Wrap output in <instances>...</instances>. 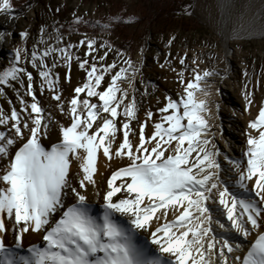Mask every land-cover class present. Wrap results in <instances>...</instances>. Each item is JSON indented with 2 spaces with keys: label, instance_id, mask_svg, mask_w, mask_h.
Masks as SVG:
<instances>
[{
  "label": "snow or ice",
  "instance_id": "snow-or-ice-1",
  "mask_svg": "<svg viewBox=\"0 0 264 264\" xmlns=\"http://www.w3.org/2000/svg\"><path fill=\"white\" fill-rule=\"evenodd\" d=\"M192 10L186 5L184 13ZM0 15L15 19L11 0H0ZM135 22L121 15L91 22L75 12L72 20L107 34ZM57 25L52 32L41 27L37 46L30 53L16 47L0 68V97L11 89L19 103L17 108L8 99L10 110L0 107V264H264V103L247 124L241 157L234 158L218 146L210 123L209 80L220 73L201 70L199 56L189 69L185 52L178 70L168 54L160 67L176 73L182 91L178 98L164 97L158 121L151 110L140 121L135 80L143 63L87 33L66 43ZM10 35L0 32V41ZM20 36L27 42L29 32ZM175 40L173 35L166 47ZM79 48L83 57L74 51ZM109 52L117 59L104 63ZM73 60L86 74L74 87ZM60 67L67 69L64 80L73 93L67 97L55 71ZM37 92L48 93L55 101L50 107L68 118L67 125L54 119ZM243 96L249 111L254 100L247 84ZM219 112L216 104L217 119ZM100 154L112 171L98 183L97 174L104 175L97 167ZM90 189L100 211L90 202ZM142 233L155 248L140 239ZM26 234H37L41 243L25 247Z\"/></svg>",
  "mask_w": 264,
  "mask_h": 264
},
{
  "label": "rangeland",
  "instance_id": "rangeland-1",
  "mask_svg": "<svg viewBox=\"0 0 264 264\" xmlns=\"http://www.w3.org/2000/svg\"><path fill=\"white\" fill-rule=\"evenodd\" d=\"M11 4L15 14L11 26L6 25L9 17L0 15V21L4 22L0 24V27H4L3 32L12 33L5 40L0 41L4 44L0 48V68L8 66L16 47L24 45L30 53L37 46L41 27L52 32L53 29L50 26L57 21L59 22L57 26L62 25L61 30L66 43L71 41L76 44L83 38V34L87 33L98 42L109 41L115 48H118L119 44H124L129 50L125 53L131 56L137 65L143 63L142 73L137 74L135 80L136 99L140 103L138 113L140 121L145 120L146 112L149 110L154 113L153 120L158 121L160 118L158 109L165 102L164 97L171 95L178 98V94L182 91L176 82V73L172 72L167 65L164 68L160 67V64L169 58L168 54L171 53L172 67L178 70L181 68L178 57L183 56L185 52L188 55L186 64L189 69L195 67L191 64L192 58L199 56V59L203 61L199 64L201 70L209 69L220 73L219 76L210 78L211 95L207 97L213 114L210 123L216 125L213 129L217 133L216 142L222 151L229 156H235L228 150L225 141V138H228L225 136L226 131L234 132L237 136V144L241 147L236 150L241 157L242 149L246 146L247 124L258 115L259 107L264 103V31L259 35L230 39L226 42L216 0H11ZM186 5H192L191 16L184 13ZM245 6L251 7L254 12L259 2L246 3L244 0H239L235 8L236 14H242ZM57 8L60 9L59 12L55 11ZM74 12L83 17L85 21L91 22L106 23L113 15H121L125 19L134 17L136 22L132 25L114 27L111 34H107L86 24L79 26L73 24ZM181 18L185 19L182 28L179 24ZM261 21L264 23V11ZM69 30H71V35ZM23 31L29 32L27 42L20 36ZM173 35L176 40L173 41L171 47H166L167 41ZM45 39L47 40L48 37L45 36ZM54 42V40L50 41V43ZM38 46L43 49V45ZM141 47L144 48L143 57L140 55ZM74 51L82 57L85 54L83 48ZM226 51L227 56H225ZM103 52L104 49L101 48L99 54L102 55ZM94 55L97 54L94 53ZM116 59V54L109 52L104 63H111ZM28 67L35 73L30 65ZM55 71L61 76L64 96L73 94L72 89L64 80L67 69L60 67ZM245 72L248 73L247 76L244 75ZM70 75L73 87L86 78V74L79 69L75 60L72 62ZM186 76H191V71L186 72ZM107 79L106 76L105 80ZM245 84L253 92L254 103L249 111H245L243 96ZM217 88L222 94H217ZM145 92L147 94L142 96L141 94ZM131 94L132 91L129 89V95ZM37 95L43 106L52 112L56 121L65 125L69 123L67 117L60 115L54 107H50L55 104V101L49 100L47 92L43 96H39L37 92ZM8 99L19 108V103L11 89H6V98L0 97V107L6 111L10 110ZM26 99L30 98L26 97ZM216 104L220 106V119L216 118ZM135 125L136 121H133V126ZM151 125L152 121H148L146 133L151 130ZM221 127L223 136L220 135ZM57 138L58 127L54 125L50 132V139L55 141ZM44 143L47 144L48 140ZM98 160L101 163L100 169L104 173L101 176L100 182H102L110 175L112 168L105 167V158L102 154ZM221 162L227 167L222 157ZM118 163L114 161L113 167ZM75 171L76 166L72 169L73 173Z\"/></svg>",
  "mask_w": 264,
  "mask_h": 264
},
{
  "label": "bare ground",
  "instance_id": "bare-ground-1",
  "mask_svg": "<svg viewBox=\"0 0 264 264\" xmlns=\"http://www.w3.org/2000/svg\"><path fill=\"white\" fill-rule=\"evenodd\" d=\"M238 1L239 0H216L217 10L220 14L222 29L226 38V42H228L230 39H235L233 38L235 32H240V38H242L245 36L259 35L264 31V23L261 21L262 14L264 11V0H244L246 3L259 2V6L258 8H256V10H254V12L252 11L251 7L245 6V8L243 9V13L237 15L235 12V8ZM6 21H5L6 25L11 26L14 19L9 17V19H7ZM0 24H4V22L0 21ZM3 31H4V27L1 26L0 32ZM3 46L4 44L0 43V48ZM225 136H228L227 139L225 138V141L227 142L226 145L228 147V150L235 155V156L232 155V157L240 158L239 155L240 153L237 152L236 148L240 149L241 147L238 146L237 144L236 134L234 132L227 130ZM97 167L99 169V172H102L100 169L101 163L99 160ZM96 178L98 180V183L102 179L99 173L97 174ZM89 199L90 202L93 204L94 210L100 211V205L99 203L96 202L95 197L92 196L91 189L89 191ZM140 239L147 240L149 242V246L155 248V246L150 244V237H148L147 233H142ZM33 243H41L39 236L37 234H32V235L26 234L24 237L25 247H29Z\"/></svg>",
  "mask_w": 264,
  "mask_h": 264
},
{
  "label": "trees",
  "instance_id": "trees-1",
  "mask_svg": "<svg viewBox=\"0 0 264 264\" xmlns=\"http://www.w3.org/2000/svg\"><path fill=\"white\" fill-rule=\"evenodd\" d=\"M185 23V19L184 18H181L180 21H179V24L180 27L182 28L183 24ZM118 48L121 50V51H124V52H128L129 50L127 48H125V45L124 44H119L118 45Z\"/></svg>",
  "mask_w": 264,
  "mask_h": 264
}]
</instances>
